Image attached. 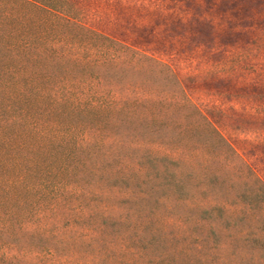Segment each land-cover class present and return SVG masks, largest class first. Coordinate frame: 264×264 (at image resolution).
I'll return each instance as SVG.
<instances>
[{
    "label": "rangeland",
    "instance_id": "obj_1",
    "mask_svg": "<svg viewBox=\"0 0 264 264\" xmlns=\"http://www.w3.org/2000/svg\"><path fill=\"white\" fill-rule=\"evenodd\" d=\"M50 1L127 47L71 70L93 76L76 97L112 106L61 117L97 155L54 175L79 187L57 210L34 196L0 233L12 264H264V0ZM10 82L0 119L25 107Z\"/></svg>",
    "mask_w": 264,
    "mask_h": 264
},
{
    "label": "trees",
    "instance_id": "obj_2",
    "mask_svg": "<svg viewBox=\"0 0 264 264\" xmlns=\"http://www.w3.org/2000/svg\"><path fill=\"white\" fill-rule=\"evenodd\" d=\"M115 44L127 47L67 15L50 0L0 1V76L11 79L9 87L17 88L18 99L25 106L15 108V115L0 119V233L15 234L25 227H15L14 223L28 208L40 210L31 203L34 196L54 198L51 209L57 210L59 201L65 198L61 188L68 184L55 181L54 175L80 169L97 155L93 144H80L93 134L76 135V123L65 125L61 117L96 107L111 109L112 103L107 100L76 97L78 90H91L93 76H79L71 70L106 64L110 47ZM90 49L106 54L105 58L80 54L81 50ZM22 130L36 137L33 145L21 138ZM28 148L51 158L45 163L31 159L26 165V158L19 153ZM53 159L57 160L56 165ZM68 188L71 194L79 187ZM7 246L0 242V264H12L19 257L18 253L6 251ZM27 253L28 250L22 251Z\"/></svg>",
    "mask_w": 264,
    "mask_h": 264
}]
</instances>
